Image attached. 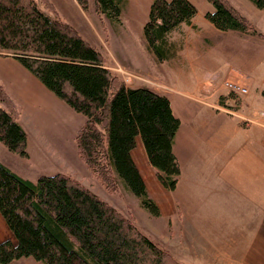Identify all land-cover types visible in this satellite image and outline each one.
<instances>
[{
  "label": "trees",
  "instance_id": "trees-1",
  "mask_svg": "<svg viewBox=\"0 0 264 264\" xmlns=\"http://www.w3.org/2000/svg\"><path fill=\"white\" fill-rule=\"evenodd\" d=\"M0 0V52L16 59L48 91L85 117L75 136L85 166L108 176L137 198L152 216L159 208L148 196L131 152L139 136L159 183L173 191L180 175L172 147L180 121L169 99L152 89L113 85L101 54L61 19L51 1ZM127 0H94L97 11L118 25ZM204 18L221 32L255 30L228 0H207ZM260 10L264 0H250ZM87 10L88 0H75ZM196 15L188 0H153L143 36L149 51L167 59L169 37ZM232 94V93H230ZM264 95V93H263ZM19 111L0 83V144L27 158ZM17 116V117H16ZM0 215L16 244L0 243V264L31 258L42 264H180L140 233L95 193L61 173L22 178L0 162Z\"/></svg>",
  "mask_w": 264,
  "mask_h": 264
},
{
  "label": "rangeland",
  "instance_id": "rangeland-1",
  "mask_svg": "<svg viewBox=\"0 0 264 264\" xmlns=\"http://www.w3.org/2000/svg\"><path fill=\"white\" fill-rule=\"evenodd\" d=\"M48 1L52 2L63 21L99 51L105 67L115 77L114 86L122 83L127 87L145 86L163 92L172 99L175 114L184 120L194 115L211 117V104L217 103L220 94L228 96L229 106L234 105V101L238 102L237 99L240 98L237 114L248 117L256 113L264 114V35L258 38L239 36L240 39H237L214 33L211 24L204 18L207 11L213 10L207 0H188L196 8L195 26L192 28L182 26L184 32L170 35L172 54L164 60L158 59L148 50L143 36V26L148 20L149 8L153 0H127L118 25L110 23L97 11L94 0H88L85 11L75 0ZM228 1L240 13L253 17L256 29L264 34V10L259 11L260 9L254 5L252 7L250 0ZM38 4L45 7L40 0ZM199 53L211 58L213 65H218L222 73L226 74L230 68L239 70L245 76L243 85L247 92L230 94L231 92L219 80L216 82L217 92L214 98L204 97L209 94L208 86L204 84L200 92L205 95L194 94L192 87L195 85V78L192 79V71L196 67L195 61L201 58ZM0 55L7 57L6 59L0 57V62L9 74L8 79V75L2 76L4 82L0 80V83L18 108L17 120L26 133L28 155L27 158H21L0 144L2 163L22 178L32 182L41 175L65 174L95 193L180 264H211V241L203 242L204 234L197 232L199 229L193 228L191 219L185 218L180 212L177 214L164 212L157 217L152 216L119 182L115 183L110 179V175L104 182L91 173L78 155L75 142V136L83 125L85 117L45 89L11 55L6 52H0ZM185 80L189 85L183 84ZM13 83L24 89V95L21 94V90H17V94L23 95L18 101L5 87L12 86ZM193 94L195 97L189 96ZM221 98L223 97H220V100ZM197 99H201L204 103L197 102ZM178 102H181L182 108L185 104L190 112L183 113L181 110L178 112L176 108ZM209 120L211 121L210 118ZM190 174H192L191 170L180 174L179 189L176 193L189 189L193 197L208 201L210 197L208 188H211V182L206 180L207 178L201 181L195 178L193 179L195 184H192L187 180ZM154 176L156 177V174L152 177ZM158 188L153 187L157 197ZM194 220L199 221L201 226L211 227L209 217ZM27 259L13 264H42Z\"/></svg>",
  "mask_w": 264,
  "mask_h": 264
},
{
  "label": "crops",
  "instance_id": "crops-1",
  "mask_svg": "<svg viewBox=\"0 0 264 264\" xmlns=\"http://www.w3.org/2000/svg\"><path fill=\"white\" fill-rule=\"evenodd\" d=\"M241 14L253 26L254 34L236 31L220 32L213 25L211 30L214 33L227 35L225 37L232 36L237 39H240L239 36L263 37L264 34L256 29L253 17L245 13ZM194 26L193 18L191 25L185 28ZM199 54L200 60L195 61L197 69L193 68L192 71V79L195 78V85L192 87L194 94L199 93L204 96L205 94L200 92L204 84L208 86L207 93L209 92L204 97L214 98L217 92L216 82L219 80L237 81L244 87L245 76L239 70L230 68L226 74L222 73L218 65H213L211 58ZM0 57L4 56L0 55ZM6 70L0 62L2 83L4 82L2 76L8 75L7 79L9 78ZM9 70L12 74L11 69ZM183 84L189 85L187 80L183 81ZM5 87L17 101L24 95L23 87L16 83ZM17 90H21L23 95L17 94ZM155 92L169 99L173 115L180 121L172 147L180 174L191 170L192 174L187 180L192 184H195L193 182L195 178L198 181L207 178L206 180L211 182V188H208L210 193L208 201L193 197L189 189L176 193L179 182L173 191H167L155 176L152 177L156 174V170L149 164L138 136L131 157L144 181L149 197L158 206L159 213L180 212L185 218L191 219L193 228L199 229L197 232L204 234L203 242L211 241V264H264V114L256 113L251 117L237 114L240 98L237 99L238 102L234 101V105L229 106L228 96L220 94L217 103L211 104V117L194 115L184 120L175 114L173 101L168 95ZM194 94L189 96L195 97ZM220 97L223 98L220 100ZM201 99L196 101L204 103ZM181 106V102H178L176 107L178 112L180 110L183 113L190 112L185 104L184 108ZM214 111L220 114H215ZM154 186L159 187L160 197H157L156 191L153 190ZM205 217L211 219V227L201 226L199 221L194 220ZM6 240L16 244L12 232L0 215V243ZM22 260L24 259L15 262ZM27 260L34 261L31 258Z\"/></svg>",
  "mask_w": 264,
  "mask_h": 264
},
{
  "label": "built area",
  "instance_id": "built-area-1",
  "mask_svg": "<svg viewBox=\"0 0 264 264\" xmlns=\"http://www.w3.org/2000/svg\"><path fill=\"white\" fill-rule=\"evenodd\" d=\"M224 86L232 93H246L247 90L245 87H243L239 82L237 81H230V80H226L225 82H223Z\"/></svg>",
  "mask_w": 264,
  "mask_h": 264
}]
</instances>
